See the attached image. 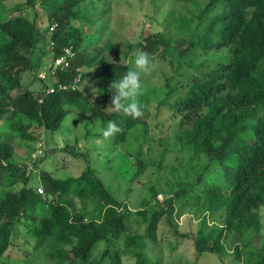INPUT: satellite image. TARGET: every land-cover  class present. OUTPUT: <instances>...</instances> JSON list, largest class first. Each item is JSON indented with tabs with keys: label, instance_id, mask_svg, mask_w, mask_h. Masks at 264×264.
<instances>
[{
	"label": "trees",
	"instance_id": "trees-1",
	"mask_svg": "<svg viewBox=\"0 0 264 264\" xmlns=\"http://www.w3.org/2000/svg\"><path fill=\"white\" fill-rule=\"evenodd\" d=\"M100 1L24 0L0 11V120L9 137L0 143V167L4 169L0 185L7 188L0 198V257H11L8 253L21 234L25 249L20 263L4 264H122L123 256L131 257L133 264H162L161 256L152 253L159 246L158 225L163 222L177 233L175 217L187 208L200 219L192 241L196 253L223 258L226 239L235 234L239 244L232 250L234 259L224 264H264L260 213L264 209V0H170L176 4L188 1L197 11H187L189 17L171 9L163 14L162 22L175 33L187 32V46L177 53L171 45L173 34L163 31L150 32L136 43L154 63L158 60L171 66L178 65L173 63L177 56L185 58L196 51L218 55L205 62L209 68L200 75L177 73L182 82L166 85L165 97L157 101V107L165 106L169 115L161 123L155 120L153 129L175 126V146L166 148L182 156L175 155L176 165L158 161L159 180L161 172L170 168L166 188L146 187L148 197L140 202L144 209H131L125 196L119 200L113 195L90 168L86 154L87 167L75 177L55 178L40 168L38 180L44 195L29 186L32 178L28 176L33 173L29 158L21 164L12 159L15 138L40 140L44 131L53 133L61 126L71 111L67 106H77L102 128L109 121L118 123L121 131L110 138L126 145L122 161L133 173L129 182L150 168L143 146L149 144L147 130L153 118L147 122L107 108L115 91L112 82L130 66L120 63L116 54L107 59L110 54L105 51H112V44L99 47V39L86 42L89 35L81 31V20L103 21L101 16L97 19L106 12L103 7L99 10ZM148 1L154 7L168 0ZM39 6L48 11L43 28L37 24ZM25 8L32 11V19L23 12ZM155 19L152 15V22ZM47 47L52 48L49 59ZM68 49L72 57H66ZM61 57L67 65L62 63L51 75L48 67ZM87 99L89 105L79 106ZM135 127L143 142L132 149ZM74 153L82 157L79 150ZM44 159L38 156L32 166L38 167ZM16 173L21 188L13 191L14 184L20 183L12 180ZM76 197L83 198L77 210ZM95 199L99 201L90 210L88 205ZM206 215L214 219L208 226ZM134 220L145 224L143 233L130 230L128 224Z\"/></svg>",
	"mask_w": 264,
	"mask_h": 264
},
{
	"label": "rangeland",
	"instance_id": "rangeland-1",
	"mask_svg": "<svg viewBox=\"0 0 264 264\" xmlns=\"http://www.w3.org/2000/svg\"><path fill=\"white\" fill-rule=\"evenodd\" d=\"M23 1L24 0H0V11L3 6L11 2L22 3ZM100 2L101 6H99V10H103L102 7L106 9L105 14L97 15L98 20L100 16L102 17L103 21L101 23L99 21L94 23H82V20L80 23V20L77 21L78 24L80 23V26L82 25L81 31L89 35L85 41L94 42L99 39L97 42L99 47L104 46L108 42L111 43L113 50L108 51V54L105 51L107 56L110 54L107 59L112 58V56L116 54L120 63L128 64L129 66L130 50L138 49L136 43L150 32L163 31L167 32V35L171 33L173 34L171 41L172 49L177 53L184 49L187 46L185 39L187 32L183 31L181 34L175 33L173 28L162 22L163 14L169 9L176 10V13L180 12L183 16L187 17L190 15L188 12L194 11L197 13L196 10L191 8L188 1H178L176 4L168 0L167 2L163 1L161 4L158 2L154 7L152 6L154 4L150 6L148 0H101ZM82 7L83 6L79 9ZM37 11L39 14L37 24L39 27L43 28L47 24L48 11L46 8H41L40 6L37 7ZM23 12L27 13L28 18H33L32 11H29V9L25 8ZM152 15L156 18L153 22L151 20ZM46 50H48L50 54L47 56L49 59L50 56L52 57V48L47 47ZM83 51L86 54L88 49L84 48ZM213 56L217 57L218 55L216 53H209V55H207L203 52L196 51L194 54L185 58L177 56L173 63H178V65L172 66L168 63L158 62L157 60L154 63L152 71L142 76L143 89L138 100L143 107L142 115L139 117L147 122L149 117H151V119L153 118V123L149 125L147 130L150 139L149 144L143 146L144 151L146 150L147 152L146 164L149 165L150 168L146 170L142 176H137L132 182L128 180L132 177L133 173L127 166L123 165L124 162L122 161L126 157L124 151L126 145L115 144L113 138L104 139L101 132H99L102 128L99 121L91 118L87 113L79 112L80 109H78L77 106L74 108L67 106L69 107L68 111H71L68 112L61 126L53 133L44 131L40 140L24 142L15 138V142L12 143L14 150L12 159L18 164L26 162L28 158L31 160H27L29 169L33 167L32 175L28 176L32 178L29 186L32 185L36 188L37 193H42L41 195H44V188L41 181L39 182L38 180V170L40 168L48 171L51 176L55 178L66 179L68 177H75L82 169H86L87 167L83 160V155L86 154V157L89 159L90 168L95 171L96 175L104 185L109 188L113 195L119 200H122L125 196L131 209H144V206L140 205V202L148 197L146 187L149 185H156L158 191L165 190L166 188L164 183L168 181L166 180V178H168L167 171H169L170 168L166 167V171L161 172L162 178L160 181L159 176L157 177L155 172L158 161L163 160L164 163H168L169 166L176 165L178 160H175V155H177L179 159L182 156L181 153H171L169 148H166L167 145L168 147L175 146L173 142L175 126L153 129L155 120L161 123L169 115L165 106L157 107V101L165 97L166 85L172 86L182 82V78L179 76L181 73L183 75H200L205 69L209 68L205 62L210 60ZM34 60L37 62L38 57L35 56ZM99 63H101V61L97 62L96 65L98 66ZM50 64L51 62L46 66ZM51 67H53V64ZM175 67H178L176 72H174ZM177 73L179 75H177ZM41 74H44V72L39 73V75ZM30 78L31 77L27 78V82ZM83 87L85 88V85ZM89 88H91V86ZM87 92H91V89H88ZM89 104L90 100L87 99L79 106L84 107ZM135 128L132 137L137 136V138L136 142L131 138L130 147L132 149H136L138 145L143 142L139 135L140 129H138V127ZM88 131L92 135H88ZM7 133L6 124L0 120V143L9 140L8 135H6ZM159 140L162 141L160 142ZM97 141L100 142L98 143ZM77 150L82 152V157L75 156L76 154L74 152H77ZM176 151L177 150L174 152ZM38 156H43V158L45 156V159L40 162L38 167H34L32 166V161ZM165 164L163 165L166 166ZM178 167L179 166L176 168ZM3 170L4 169L0 167V179L2 178ZM19 178L20 177L16 173V176L12 178V180L20 181V183H15L11 190L18 191L21 188V180ZM6 190L7 188L5 186L0 185V198L4 197ZM125 190H127V195L124 193ZM162 195L163 194L160 192L157 195L159 201H161ZM82 200L83 198L81 197L73 199L75 210L80 207ZM98 201L99 199H95L88 205L90 210L94 208ZM193 211L187 208L185 212L175 217L174 222L178 225L177 233L167 224L163 222L159 223L157 230L159 246L158 249L152 253L161 256L162 264H224L226 261L231 262L234 259L232 250L235 245L239 244L238 236L235 234L228 236L226 239V250L223 253V258H219L217 255L211 253L198 254L195 252L192 241L196 229H198L200 219H197ZM260 213L264 225V209H261ZM205 219L207 226L212 224L211 221L214 220L213 217L209 215H206ZM134 222L137 224H128L130 230L136 233H143L146 228L145 224H140L139 220H134ZM262 232L264 233V228ZM22 235L23 234H21L20 238L17 237L14 240V246L8 253L11 257H6V255L0 257V264L21 262L20 254L25 251ZM257 242L258 240L255 239L253 243L257 244ZM167 243L171 245L169 246ZM16 245L18 246L16 249V251L18 250V255L14 252ZM172 246H174V248L170 249ZM13 257L18 259H13ZM133 262L134 260L131 257H122V264H133Z\"/></svg>",
	"mask_w": 264,
	"mask_h": 264
},
{
	"label": "clouds",
	"instance_id": "clouds-1",
	"mask_svg": "<svg viewBox=\"0 0 264 264\" xmlns=\"http://www.w3.org/2000/svg\"><path fill=\"white\" fill-rule=\"evenodd\" d=\"M66 57L68 56L66 55ZM70 57H72V54ZM55 60L53 67L51 65L48 68L51 75L54 69L61 67L55 65ZM153 67L154 61L149 53L139 49L130 50V67L118 81L112 82L111 86L115 91L111 94L110 104L107 108H111L118 113H123L126 116H141L143 106L139 102L138 97L141 95L143 89L142 76L150 73ZM62 87L66 88L65 86ZM100 131L102 137L107 139L119 133L121 128L117 122L109 121L107 126L103 127ZM97 142L99 143L100 141Z\"/></svg>",
	"mask_w": 264,
	"mask_h": 264
},
{
	"label": "built area",
	"instance_id": "built-area-1",
	"mask_svg": "<svg viewBox=\"0 0 264 264\" xmlns=\"http://www.w3.org/2000/svg\"><path fill=\"white\" fill-rule=\"evenodd\" d=\"M66 55L69 56V57L71 56V52H70L69 49L66 51ZM64 58H65V57H61V58L56 59V60H55V65H56V66H61V64L64 63ZM66 65H67V64L64 63V66H66ZM39 76H40L41 78H43V77H44V74H41V75H39ZM40 190H41V189H40ZM40 190H39V191H40ZM41 194H42V193H41Z\"/></svg>",
	"mask_w": 264,
	"mask_h": 264
}]
</instances>
